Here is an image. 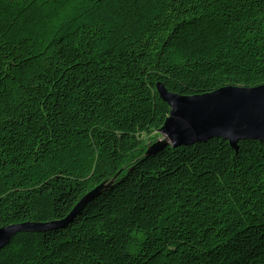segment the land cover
Wrapping results in <instances>:
<instances>
[{"label":"trees","instance_id":"16d2710c","mask_svg":"<svg viewBox=\"0 0 264 264\" xmlns=\"http://www.w3.org/2000/svg\"><path fill=\"white\" fill-rule=\"evenodd\" d=\"M264 84V0H0V264H264V141L146 154L169 106Z\"/></svg>","mask_w":264,"mask_h":264},{"label":"water","instance_id":"95a60500","mask_svg":"<svg viewBox=\"0 0 264 264\" xmlns=\"http://www.w3.org/2000/svg\"><path fill=\"white\" fill-rule=\"evenodd\" d=\"M159 97L169 106V115L157 130L162 136L149 145L146 154L162 146L171 147L221 138L236 148L239 140L264 141V84L255 87L226 86L193 96L169 92L157 82ZM115 179L103 182L84 194L62 220L46 223L22 222L0 228V248L22 232L39 233L62 225L78 215L88 202Z\"/></svg>","mask_w":264,"mask_h":264},{"label":"rangeland","instance_id":"374dc122","mask_svg":"<svg viewBox=\"0 0 264 264\" xmlns=\"http://www.w3.org/2000/svg\"><path fill=\"white\" fill-rule=\"evenodd\" d=\"M156 133H157V135H154L153 138H148L147 141L152 140V139H155V141H158L162 136L157 131H156Z\"/></svg>","mask_w":264,"mask_h":264}]
</instances>
